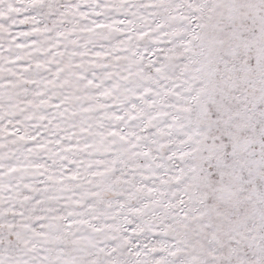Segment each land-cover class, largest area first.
I'll list each match as a JSON object with an SVG mask.
<instances>
[{"label":"snow or ice","instance_id":"snow-or-ice-1","mask_svg":"<svg viewBox=\"0 0 264 264\" xmlns=\"http://www.w3.org/2000/svg\"><path fill=\"white\" fill-rule=\"evenodd\" d=\"M0 264H264V0H0Z\"/></svg>","mask_w":264,"mask_h":264}]
</instances>
